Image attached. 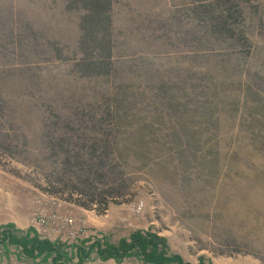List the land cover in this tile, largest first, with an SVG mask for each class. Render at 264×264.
<instances>
[{
    "label": "rangeland",
    "instance_id": "374dc122",
    "mask_svg": "<svg viewBox=\"0 0 264 264\" xmlns=\"http://www.w3.org/2000/svg\"><path fill=\"white\" fill-rule=\"evenodd\" d=\"M109 2L0 0V264H264V0Z\"/></svg>",
    "mask_w": 264,
    "mask_h": 264
},
{
    "label": "trees",
    "instance_id": "16d2710c",
    "mask_svg": "<svg viewBox=\"0 0 264 264\" xmlns=\"http://www.w3.org/2000/svg\"><path fill=\"white\" fill-rule=\"evenodd\" d=\"M70 1L72 2L73 5L82 3L84 6L91 7V8L95 9L98 12L99 11H103L104 10L103 8L109 6V4H110L109 0H70ZM219 26H221L220 28H218L219 33H221V31H223V32L227 31L228 32V30L224 29L225 26H223V24H221ZM39 245H40V243H39ZM120 249H122V248L119 247L116 250L120 251ZM108 251L109 252L110 251H114V248L113 249L111 248ZM152 263L153 264H160L161 261L154 260V261H152Z\"/></svg>",
    "mask_w": 264,
    "mask_h": 264
}]
</instances>
